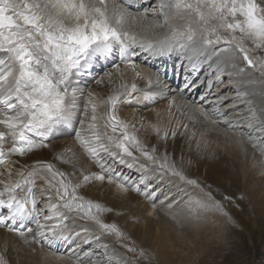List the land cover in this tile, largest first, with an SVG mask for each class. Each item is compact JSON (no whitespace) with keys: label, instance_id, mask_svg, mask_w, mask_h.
I'll return each mask as SVG.
<instances>
[{"label":"snow or ice","instance_id":"6c2138e0","mask_svg":"<svg viewBox=\"0 0 264 264\" xmlns=\"http://www.w3.org/2000/svg\"><path fill=\"white\" fill-rule=\"evenodd\" d=\"M119 8L116 0H0V166L12 156L49 148L54 134L69 127L80 150L66 147L55 154L59 164L68 166L65 169L37 159L23 166L30 170L19 173V179L0 180V228L26 247L46 245L54 255L58 246L71 243L74 264H128L126 257L105 242L106 236H114L127 253H135L124 243L127 237L118 226L103 219L114 209L83 194L96 182L114 185L120 193L143 192L154 209L157 201L174 213L186 208L190 219L198 220V210L205 207L200 199H185L184 185L202 193L204 189L186 175L183 157L178 165L168 151L169 133L175 138L176 128L150 125L164 141L161 151V146L149 145L135 125L117 115L122 99L138 91L135 82L129 87L117 79L120 64L134 70L133 58L141 52L178 51L193 71H204L209 77V93L213 86L227 85L228 93L215 94L210 109L199 107L200 115L238 137L237 146L245 153L247 143L264 156V0H158L153 10L158 8L159 16L151 27L165 32L155 41L138 39L135 32L125 30L127 17ZM147 11L138 16L146 19ZM117 51L119 63L104 72L112 81L106 86L110 94L99 96L89 89L84 119L75 129L77 101L84 98L81 79ZM135 75L141 77L139 72ZM95 83L103 84V77ZM147 83L151 85L150 77ZM191 84L188 80L185 87ZM200 99L206 100V95ZM89 162L99 172H91L86 166ZM116 163L139 170V180L118 172ZM37 178L42 182L39 197L43 199L38 198ZM164 183H174L176 192L165 189ZM204 194L220 207L211 192ZM7 251L5 242L0 264H10Z\"/></svg>","mask_w":264,"mask_h":264},{"label":"bare ground","instance_id":"6f19581e","mask_svg":"<svg viewBox=\"0 0 264 264\" xmlns=\"http://www.w3.org/2000/svg\"><path fill=\"white\" fill-rule=\"evenodd\" d=\"M116 3L120 5L118 11L127 14L125 30L135 32L138 39L155 41L164 34V28L154 29L151 27L153 19L159 16V9L153 10V6L158 3V0H116ZM145 9H148L147 18L141 19L138 13L144 12ZM132 17H136L137 20L133 21ZM135 50L140 52L139 47ZM133 59L136 68L133 70L131 67L126 68L120 64V74L117 79L121 83H127L129 87L135 82L138 91L131 98L122 99L117 106V115L130 126L135 125L139 137L149 145L161 146V151H163L164 141L158 139L150 125H159L162 130L176 128L177 136L175 138L169 133L168 151L178 165L181 162V157H183L186 175L197 180L203 189L205 188L202 193L199 188L184 185V191L187 192L185 199H188V196H191L193 201L200 199L205 207L198 210L200 217L198 220L190 219L186 208L183 211L177 209L174 213L167 206L161 207L156 204L154 209L151 200L146 199L143 192L120 193L114 185H108L107 182L103 184L96 182L85 189L83 194L114 209L113 212L106 213L103 219L108 223H115L127 237L124 243L129 247H134L136 251L135 253H127L125 248L119 246L114 236H106L105 242L126 257L128 264H140L135 260L138 252L146 253L148 256L160 252L159 258L177 262L183 257V246L186 248L189 244H193L197 250L200 248L201 252L204 249L213 250L215 244L220 246L226 242L223 237L228 231L237 233L242 240L246 231L254 229V221L249 215L264 217V206L259 212L253 209V207L256 209V206L264 205V156L247 143L243 145L247 150L245 153L237 146L238 137L231 132L222 131L209 121L203 120L199 111L201 105L210 109L211 104L209 102L215 99V94L218 92L228 93V86L224 85L219 89L213 86L211 93H209V77L204 71H200L196 78L191 75L184 78L186 80L184 81L182 76L187 74L186 65L189 62L178 51L165 52L162 55L141 52ZM176 62H182L183 67L177 80L174 75ZM114 63H119L118 54H115L108 61H101L96 65L91 75L81 79L80 87L84 89L86 97L77 101L79 108L76 110L75 129H77L76 123L80 110L82 107L84 108L87 91L89 89L97 91L99 96L110 94V90L106 86L110 85L112 81L108 77L99 76L98 79L103 77V84L101 85H97L96 80H89V77H97L98 71L104 73L112 70ZM204 68L206 69V65ZM136 72L141 74L139 79L135 75ZM149 77L152 80L150 86L147 83ZM188 80H191L192 84L185 87ZM202 95H206V100L200 99ZM231 96H234V91L230 94L229 100L224 101L225 104L230 102ZM146 107L150 108L149 112H144ZM224 111H231V109H224ZM181 124H187L188 127H182ZM74 136L73 127L61 129L50 139V145H56L55 147L40 149L23 157H10L8 163L3 165L6 166L3 170L5 171L2 176L3 180L11 179L14 181L19 179V173L30 170V168L23 166H31L37 159L46 161L49 159V162L57 164L58 167L67 168V165L59 164L54 156L66 147H73L79 153L80 150L75 144ZM197 141H200L199 149L197 148ZM6 147H10V144ZM105 158L109 164L113 163L111 158L106 156ZM140 159L143 162V158ZM86 166L91 172H99V168L95 164L89 162ZM113 166L118 172L131 177L134 181H138L140 178V172L137 169H129L118 163ZM9 170L11 177L8 176ZM0 180L2 179L0 178ZM40 184L42 182L37 178V192H39ZM166 186H170L167 189L170 188L173 193L176 192L174 183H164L163 187ZM207 192L213 194L214 200L219 202L220 207H216L214 201L204 194ZM38 198H40L39 195ZM40 205L41 208L44 207L43 203ZM214 210L220 211L222 214V218L227 224L226 227L224 226L225 228L214 217L212 225H209L210 222H208L207 217L202 218V212H213ZM242 220H247L248 223ZM242 222L245 223L246 229L239 226ZM31 226L35 229L34 224ZM237 226H239V230H236L235 227ZM133 231H136L134 236ZM135 240H138L140 245ZM227 241L230 242L231 240ZM5 242H7L8 247L5 255L10 264H74V258L70 251L67 257L57 258V255L54 256L46 245L41 247V245L33 244L31 248L26 247L14 234L0 228V252H4ZM68 244L71 245V243ZM68 244L58 246L57 251H62ZM31 249L35 251L33 252Z\"/></svg>","mask_w":264,"mask_h":264},{"label":"rangeland","instance_id":"374dc122","mask_svg":"<svg viewBox=\"0 0 264 264\" xmlns=\"http://www.w3.org/2000/svg\"><path fill=\"white\" fill-rule=\"evenodd\" d=\"M125 16L127 17L126 13H125ZM101 75L103 76L104 73H101L98 71L97 77H92V78L89 77V80L95 81ZM93 78H95V79H93ZM100 88H102V87H100ZM96 93H97V91H96ZM85 97H86V94L84 95V98ZM146 108H148V109H146ZM146 108H145L144 112H149L150 108L149 107H146ZM83 113H84V108L82 107V110H80V114L78 115L79 120L77 119V123H76L77 129L80 126V120L84 119ZM85 125H87V121H85ZM52 145H54V144H52ZM58 145H60V144H58ZM55 146L56 145H54V146L50 145L49 149L52 147H55ZM48 160L49 159H47V161ZM5 167L6 166H3V165L0 166V172H5V171H3ZM8 167H10V165H8ZM0 178L3 180L2 176H0ZM168 187H170V186H166L164 188L167 189ZM37 194L39 195V192H37ZM256 198H257V196H256ZM39 199H43V198L40 197ZM161 199H163V197H161ZM156 204H159L162 207V205L160 204L159 201H157ZM39 206H41V205H39ZM263 206L264 205L262 204L260 206H256V209H255V207H253V209L256 211L258 210L257 212H259ZM207 212L206 213L202 212L201 216H202V218L207 217L209 219L208 220V222H210L209 225H212V221L214 220L213 219V217H214L216 220L218 219L217 221L219 223H221L223 227L227 226V224L225 223V220L222 218L223 216L220 213V211L214 210L213 212H211V211H207ZM249 217L254 221V229L252 231H248V232L246 231L245 232L246 235H244L242 240H240V236L237 235V233H232V232L228 231L226 236L223 237L224 241L226 240V242L224 244H220V246L215 244L213 246L214 247L213 250L204 249V251L202 250V252H201V249L199 248L197 250V248L193 244H189V246L186 248L183 246L182 247L183 248V251H182L183 257H181V260H179L180 263H179V261L174 262V260L171 261L170 259L159 258L160 252H157L156 254H154V253L149 254L150 257L146 253L143 255H140V252H138L137 253L138 256L135 257V260H136V262H139L140 264H174V263L175 264H264V217L259 218L258 215H255V216L249 215ZM242 221L245 223H248L247 220L246 221L242 220ZM243 222L239 226L243 229H246L245 223H243ZM135 226H137V224H135ZM239 226L235 227L236 230H239V228H238ZM135 232L136 231L132 232L133 236H134ZM227 240H231V241L228 242ZM135 241H136V243H138V240H135ZM232 244H234V245H232ZM138 245H140V244L138 243ZM72 247H73L72 244L71 245L68 244V246L63 248L62 251H57V254H55V255H57V258H60L63 256L67 257L69 251L71 253ZM146 250H147V248H146ZM135 251H136V249H135ZM197 251H199V252H197ZM145 257H147V258H145Z\"/></svg>","mask_w":264,"mask_h":264}]
</instances>
